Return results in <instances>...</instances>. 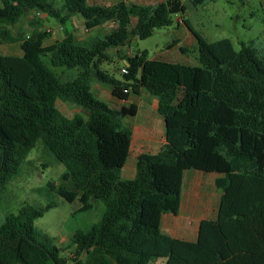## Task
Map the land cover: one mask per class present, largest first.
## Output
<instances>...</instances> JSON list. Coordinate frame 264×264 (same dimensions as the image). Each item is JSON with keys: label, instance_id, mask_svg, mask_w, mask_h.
I'll use <instances>...</instances> for the list:
<instances>
[{"label": "trees", "instance_id": "16d2710c", "mask_svg": "<svg viewBox=\"0 0 264 264\" xmlns=\"http://www.w3.org/2000/svg\"><path fill=\"white\" fill-rule=\"evenodd\" d=\"M185 6L184 0H62L57 9L53 0H0V44L20 41L22 49V55H0V187L41 139L65 166L60 181L49 182L51 190L80 201L74 213L92 211L97 201L104 205L97 223L74 232L71 257L35 227L52 205L27 203L7 214L0 225V264H149L160 258L163 264H264V54L253 44L236 50L229 38L209 42L184 20L197 39L192 50L200 66L155 60L144 50L123 57L121 78L102 68L109 49L170 26ZM33 9L63 24L79 15L88 30L108 22L115 27L84 43L67 33L46 44L49 33L38 29L14 35L10 27ZM59 67L79 73L63 82L53 69ZM93 79L121 98L144 90L157 99L165 141L157 153L138 155L132 179L120 177L132 152L133 131L124 119L139 107H111L94 95ZM59 101L87 115L68 118ZM191 169L218 174L215 186L222 191L217 218L202 220L194 241L162 230L163 213L180 207L182 177Z\"/></svg>", "mask_w": 264, "mask_h": 264}, {"label": "rangeland", "instance_id": "374dc122", "mask_svg": "<svg viewBox=\"0 0 264 264\" xmlns=\"http://www.w3.org/2000/svg\"><path fill=\"white\" fill-rule=\"evenodd\" d=\"M53 1L57 9L62 7V0ZM115 1L89 0L90 3H103L105 5H111ZM155 1V4H157L159 0ZM184 3L186 4L184 16L194 24L197 31L207 41L229 38L234 43L236 50L241 49L242 44H253L264 54V0H205L204 4L200 6L194 5L190 0H184ZM37 11L34 9L28 11L18 23L10 27L13 34L24 38L31 35L36 29L41 32H48V29L51 28L52 32H48L46 44L63 39L67 33H72L78 43H84L94 36H103L115 27L113 22H108L101 27L88 31L79 15L73 16L70 22L63 24L60 17L53 16L44 10H40L41 14L38 15ZM60 13L61 16L64 14L63 12ZM178 18L179 15L174 14L170 26L154 30L148 38L141 39L138 36H131L126 45L109 49L108 54L110 57L102 63V68L114 77L121 78L123 73L121 68L125 64L123 57L129 54L135 55L144 50L148 52L150 58L155 60L200 66L197 52L192 50L195 47L190 45L183 37L184 34L189 33V30L183 22L178 21ZM177 35L182 37L184 46L190 49L189 52L182 53L179 47H170ZM20 54H22L20 41L0 44V55ZM53 69L63 82L74 78L79 73L78 68L59 67ZM94 83L92 91L95 96L103 99L113 108L120 107V101L111 99L109 85L101 82ZM153 99L156 98L152 94H143L138 100H144V102H137L140 107L137 115L125 117L124 122L134 132H136L137 126L143 127L148 132L149 129L153 131L160 130L162 131L159 134L160 139L165 133V121L163 116L158 113L159 111L155 107ZM58 106L68 118H72L75 113L86 114L85 110L69 101H59ZM140 143L144 145L157 144L158 141L156 143L142 139ZM142 151L153 152L154 149L146 147L138 150V147L133 145L128 161L120 174L122 179H132L134 177L137 156ZM64 170V164L54 157L43 140H38L21 164L18 173L5 187H0V225L7 214L18 213L21 207L27 203L42 208L52 205L51 208L44 211L43 216L35 220V227L39 232L53 237L55 243L64 249L62 254L71 257L74 248L70 244H72L74 232L77 230L87 231L93 224L97 223L103 214L104 205L102 202L97 201L92 211L74 213L80 208V201L68 202L49 187V182L58 183L60 181ZM216 176L219 175L215 172H202L191 169L185 172L182 177V204L185 207V203H187L192 193L195 195L192 208L196 211V219H199L200 217L197 216L199 214L203 215L207 208L210 213H207L206 216H217L216 211L222 191L215 186ZM193 178L195 188H193L191 182ZM178 211V214L183 217L182 222L192 217L186 211ZM169 212L165 211L163 218ZM190 220L192 221L193 217ZM196 224H198V220L194 224L195 227ZM174 225L175 221L170 216H166L164 224H162V230L167 231L165 227L173 229ZM179 228L181 232V227ZM164 260L165 258H160L159 261L154 259L149 264H161Z\"/></svg>", "mask_w": 264, "mask_h": 264}, {"label": "crops", "instance_id": "0c3cea01", "mask_svg": "<svg viewBox=\"0 0 264 264\" xmlns=\"http://www.w3.org/2000/svg\"><path fill=\"white\" fill-rule=\"evenodd\" d=\"M134 1L135 2H138V3H142V4H153V3L156 2L155 0H138V1L137 0H134ZM161 1H164V0H159L158 3L161 2ZM100 4H103V3H100ZM178 15H179V18H178V21L179 22H183L184 23V20H187L186 17L184 16V14H178ZM83 22H84V20H83ZM192 25L194 26V24H192ZM186 28L188 29V26L187 25H186ZM194 29H196L195 26H194ZM88 31H91V30H88ZM183 37L185 38V40H187V42L190 45H192L193 47H195V45L197 43V39H196L195 35L190 30H189V33L184 34ZM175 40L176 41H179V42H178V44L176 46L175 45L173 46L174 48H178V47L180 48L181 46H184V44H183L184 40L182 39V37L180 35H177L175 37L174 41ZM20 55H22V54H20ZM164 61H166V60H164ZM94 82H99V81L97 79H93L92 80V82H91V89L92 90H93V87H94V84H95ZM146 93H148V92L143 90L139 95H133L132 93H130V94H128L127 98H121V97H118V96L114 95L113 92H112V90H111L110 97L113 100L115 99L117 101H120V107H121L122 105H129L130 103L137 104V102L139 101L138 99L143 94H146ZM153 101L155 103V107L158 110V105L156 103V99H153ZM139 102H144V100L139 101ZM120 107H118V108H120ZM138 107H139V105H138ZM139 110H140V107H139ZM82 114L87 115V112H86V114L85 113H82ZM133 132H132V147H133V145H136L138 147V150L145 149L146 147L154 149L153 152L152 151H142L140 154H142L144 152H152V154L157 153L159 151L162 143L165 141L166 128H165V133L163 134L162 138H160V139H159V136H160L159 134H161L162 131L157 130V129L154 130V131L152 129H149V132H148V131H145L143 127L137 126L136 132H134V133ZM142 139H146V140H149V141H152V142H156V143L158 141V143L157 144L149 143L147 145H144V144H141L140 143V140H142ZM132 147H131V149H132ZM191 182L193 183V188H195L194 178H193V181H191ZM196 182H197V180H196ZM194 196L195 195H193V193H192L191 197L187 200V203H185V207H183L182 199H181V204H180V207L178 209L166 210V211H170L168 214H166V216H170L171 219L173 221H175V225H174V228L173 229L165 227L166 230H167L165 232L171 234V236L176 237V238H183V239H188V240L194 241V240H197V238H198V231H199L200 222L202 220H205V219H216L217 218V216H215V217L214 216H206V215H208L207 213H210L209 212V209L207 208V211L203 215H201V214L198 215L197 214L198 215L197 217H200V218L199 219H196L195 218L196 211L193 210V208H192L193 207L192 206V203H193V197ZM178 210L186 211L187 213H189V215H192L193 220L192 221L190 220L192 218L191 217L187 221L182 222L181 219L183 217H182L181 214H178V212H179ZM216 212L218 214V207H217V211ZM164 214H165V211H164L163 215ZM166 216H164V218ZM164 218L162 220V224H164ZM197 220H198V224H196V227H195L194 224H195V222H197ZM179 227H181V232H180V228ZM158 261H159V259H158ZM161 264H163V262Z\"/></svg>", "mask_w": 264, "mask_h": 264}, {"label": "built area", "instance_id": "2783aa9c", "mask_svg": "<svg viewBox=\"0 0 264 264\" xmlns=\"http://www.w3.org/2000/svg\"><path fill=\"white\" fill-rule=\"evenodd\" d=\"M37 14L40 15L41 14V11H37ZM63 29V27H61ZM48 32H52V29H48ZM126 66L124 65L123 68H121L122 72H126Z\"/></svg>", "mask_w": 264, "mask_h": 264}]
</instances>
